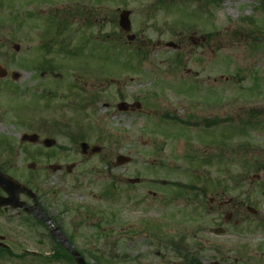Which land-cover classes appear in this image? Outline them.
I'll list each match as a JSON object with an SVG mask.
<instances>
[{"label":"rangeland","instance_id":"1","mask_svg":"<svg viewBox=\"0 0 264 264\" xmlns=\"http://www.w3.org/2000/svg\"><path fill=\"white\" fill-rule=\"evenodd\" d=\"M43 1L0 0V62L8 65L10 72L22 73V87L27 89L38 77H30L33 72L26 68L27 63L48 59L53 62V67L62 66L65 74L64 78L61 75V80L67 83L63 94L68 95L64 102L69 109L58 111L57 107L63 104L58 95L57 99L47 102L53 111L46 114L42 107L44 104H35V98L28 93L20 97L10 92L14 88L5 89L0 97L5 105L0 115V142L4 148L1 159L9 162L6 167L13 178L22 184L30 182L45 191L46 206L51 216H55L63 230L75 238L84 254H92L86 246L89 242L84 241L96 235L94 230L98 222L103 225L102 233L108 234L107 240L98 238L99 245L94 252L103 258V264H182L163 249L166 242H161V238L186 235L191 242L194 239L191 237L197 241L205 240L209 238V229L225 227L223 218L227 212L234 214L233 223L239 215H248L247 204L257 213L264 214V30L261 31L264 28V11L261 1L222 0L219 3L215 13L216 27L222 31L219 54L217 49H213L214 53L202 49L192 53H172L165 49L164 44L170 41V36L165 33L158 38L164 46L150 50L153 53L148 52V58L142 63L133 54L136 45H128L118 24L117 9L132 12V33L138 36L140 23L134 12V0H108L107 9H104L105 24L100 21L102 16L97 0ZM192 5L190 2L180 5L184 8L179 7V10L186 11L191 17ZM81 6L91 9L93 22L86 18L85 11H78ZM54 11L59 13L55 14L57 17ZM250 17L256 20L255 26L244 23L243 19ZM181 18L182 15L175 10L173 20ZM60 20L56 25H49ZM195 20H198L200 28L203 27L204 20ZM58 26L62 34L55 43L52 39ZM177 27L185 28V24L177 23ZM105 30L109 59L105 57L107 49L100 44ZM155 36L149 32L150 39L156 40ZM93 40L99 42L96 47L83 44ZM14 45H19L20 51L14 50ZM64 45L71 50V55L76 51L78 58L60 53V47ZM95 53L96 56H79ZM58 71L55 69L56 75ZM109 71L114 118L112 110L99 104L95 117L89 115V119H83L81 113L71 109V105L77 108L82 104L77 101L78 91L99 93L110 105L106 82ZM195 76L200 78L196 80ZM207 79L212 85L209 93L205 85ZM220 80L222 85L218 82ZM75 82L79 87L74 91ZM215 83L220 86H214ZM190 88L195 89L193 97L179 92ZM210 95L216 104L208 109L206 104L210 106ZM119 98L131 104L140 103V111L123 115L117 111L121 102ZM224 101L228 103L222 106ZM17 113L26 119L19 118ZM171 114L198 123L205 117H227L237 120L233 125L238 128L232 125L231 130L227 128L229 124L223 123L214 133L204 135L199 131L185 130L171 121L165 122V116ZM48 116L56 120H71L75 133L82 127L84 133L91 137L90 147L103 149L102 156L85 163L83 157L74 152L76 147L56 134L53 127L32 123ZM20 121L23 125L26 122L27 126L21 125ZM241 130H245L244 133ZM34 133L43 139L51 137L56 140L57 147L47 150L42 145L31 147L21 142L23 135ZM201 134L208 141H213V145L202 142L198 138ZM213 138L217 141L215 139L214 142ZM60 146L67 149L61 156ZM9 155L12 161H8ZM119 155L130 157V165L117 167L115 161ZM79 161L81 166L70 176L66 174L61 181L62 174H54L48 168L50 165H79ZM31 163L36 164V170L29 169ZM256 176L260 179H253ZM138 179V185L129 182ZM171 184L204 186L210 197L218 195L223 203L231 199L234 204L242 205L239 209L233 208L234 204L226 205L223 216L215 222L216 214H207L200 200L190 204L185 197H175L176 188ZM108 191L114 192L115 199L106 195ZM102 197L104 201L97 200ZM85 207L98 212V215L92 218L81 215L77 219V213L85 214L82 210ZM101 212H105L107 222L99 215ZM35 228L34 232L17 227L14 231L32 238L30 240L37 249V234L45 235V230L41 226ZM252 229L254 227L248 226L240 230ZM225 230L226 235L218 237V240L229 248L248 246V252L264 264V256L257 254L256 250L264 244L261 232L237 235L238 230L232 227L226 226ZM8 231L1 224L0 235L14 236ZM210 255L206 253L202 264H208ZM19 262L16 259L11 263L0 260V264ZM33 264L45 262L36 259Z\"/></svg>","mask_w":264,"mask_h":264},{"label":"flooded vegetation","instance_id":"2","mask_svg":"<svg viewBox=\"0 0 264 264\" xmlns=\"http://www.w3.org/2000/svg\"><path fill=\"white\" fill-rule=\"evenodd\" d=\"M136 3L135 6V14L139 17V23H140V31L137 32L138 36L134 35V40L128 45L132 46V44L136 45L137 49L135 50V53H146L150 52V50H154L157 48H160L163 46V43L161 40H159V37H163L165 33H167L170 36V43L172 44L171 48L174 53H180V52H189L192 53L194 51H197V49H202L208 52V50L217 49L218 54L219 52V38L221 36L222 31L217 30V19H215V13H216V7L218 0H134ZM97 6H99L100 14L102 16L101 23L105 24V13L104 9H107L108 0H97ZM181 3L182 5L186 3H192L194 6L200 5L201 9L204 7L205 12L203 14L204 21L203 27L200 28V25L198 24V20H195V16L198 13L197 10L191 12V17L186 16L185 13L178 14L182 15L181 19H175L173 20V14H174V7L178 6V3ZM79 12L85 11L86 18L89 21L93 22V14H91V9L89 7H79ZM125 10L117 9V13L119 15L122 14ZM95 13H97L95 11ZM132 16V12H131ZM119 21V20H118ZM144 24H143V23ZM91 23V22H89ZM177 23H184L185 28L177 27ZM150 26V27H149ZM148 29H144V28ZM191 30V31H187ZM123 32V31H122ZM149 32L152 33V35H156V40H152L148 37ZM123 34L126 36V38H129V34L123 32ZM93 42V43H92ZM92 42L85 43L90 46H94V43H99L98 41L93 40ZM100 44L104 46L107 50L105 52V57H108V46H107V35L106 30L103 33V41H100ZM95 47V46H94ZM88 53V52H87ZM214 53V52H213ZM88 56H96L95 54H87ZM60 56V55H58ZM179 55L177 54V57ZM47 62V61H46ZM41 63V68L34 67L33 64H30V71L33 73L30 77L34 78L35 76H38L36 80H34V83L32 86L28 85V89L26 87H22V74L16 75L15 72H10V69L7 65L1 64L0 67L5 68L9 75L6 78L1 79L0 78V97L3 95L4 92H6L5 89H8L10 87L14 88V93L16 95L22 97L23 94L28 93L32 98L34 99L35 104L42 103L44 104L43 109L46 114L48 112H52L53 109L48 107L47 103L50 100H55L58 98V95L61 97V102H63L62 105L58 106V111H64L68 106L65 105V100H67L68 95L64 96L63 92L67 88V83L61 80V77L65 74V71L62 70V66H58V73L55 74V71H51L48 68L45 69L44 65L45 63ZM0 68V71H2ZM62 75V76H61ZM199 76V75H198ZM198 76H195V78L198 79ZM64 78V76H63ZM98 81V79H97ZM224 82H227V79L223 80ZM222 80L219 81V84L222 85ZM107 83H108V89H109V95L108 100L110 101V105L107 107V109L112 110V117L114 118V111H113V100H112V89H111V78H110V71L107 76ZM10 84V86H9ZM55 84V85H52ZM217 83H215L216 85ZM205 85L211 92V82L210 79H207L205 81ZM7 87V88H6ZM76 90L78 89L77 86ZM33 88V89H31ZM53 89V90H52ZM210 89V90H209ZM94 91L88 92L84 90H79L77 94V98L79 101H82V110H84V113L87 112L90 115H94V112H90L86 110V105L91 108V105L95 102L102 100V95L99 93H93ZM25 96V95H24ZM31 98V99H32ZM101 98V100H99ZM208 103L210 104L209 107H213V101L212 96L210 95ZM133 104H130L129 107V113L133 115L135 113ZM224 106V104H221ZM220 107V106H219ZM5 110V105L2 100H0V115ZM57 111V112H58ZM95 117V115L93 116ZM86 119H89V116L85 115ZM47 121L42 120V124L49 126L52 125L54 127H70L71 120L64 118H59L58 120L50 118V116L46 117ZM203 126L207 128L209 131L212 130V127H214L213 121H204ZM90 136H84L83 141H86L87 144L90 140ZM40 146V143L37 145V147ZM96 146L93 148L90 147L86 149V151H83V149H80V152L77 154L83 157L85 163L90 162L91 160L95 158L101 157V153L103 149L100 151V153L96 152ZM59 152L63 153L66 152V150L61 147L59 149ZM40 154V153H39ZM7 163L4 162L2 159H0V171L5 175H10L7 170ZM81 163L79 161V165H76L75 169H78V167L81 166ZM63 169L61 171V179L60 181L65 177V167L62 166ZM31 179H34L33 177H30ZM36 180V179H34ZM39 183V182H37ZM40 189V187H39ZM38 189V195L36 192V201L33 199V197L28 192H22L19 195V199L15 200L13 197L10 196L8 191L4 189L3 186L0 185V227L1 224L5 225L9 229V233H13L14 236H3L0 235V241H3V245H0V260L5 259L8 260V262H12L14 259L17 261H20L18 264H33L36 257L38 255L35 254L33 242L31 241L32 238H29L28 235L21 234V232L14 231V228L17 227L21 230L25 231H31L32 227L34 225H44L46 227V234L44 236L45 243L43 245L38 244L37 253H43L45 256H54V255H61L62 251L58 247V245H61V243L57 242L54 238V235L52 233V229L50 227H47L45 222H43V217L45 213L46 215H49V211L47 210L46 201H45V191ZM98 201H104V197L102 199H97ZM20 202L24 203L23 207L15 208V205H18ZM232 202H226L223 203L219 196L216 195L214 197L209 198L208 201L204 202V209L206 210V213L209 215H215L214 217L215 222L219 221L222 214L224 213V207L227 205H233ZM201 205V204H200ZM242 205V203H241ZM239 203H235L233 205V208H240L241 206ZM247 209V208H246ZM84 210L85 214L77 213V218L81 215L85 216L86 218H92L96 217L98 215V212H93L94 210L89 209L88 207L82 208ZM49 212V213H48ZM100 216L103 217L105 222L107 220L105 219L106 215L105 212L99 213ZM235 216H232L227 220V218H223L225 220V227H232L237 231V235H244L245 232L247 234L249 233H255V232H261L262 235H264V214L261 213H248V215H239L238 220L236 222H232ZM52 222H54L53 218ZM16 223V224H15ZM248 226L254 227L252 230L248 231H242L240 229L247 228ZM225 227H216L209 229V238H206L205 240L198 241L202 244V247L204 248V256L207 252L211 253L210 255V261H207L208 264H231L232 262L235 264H261V261L258 260L256 257H254L251 252H248V246L245 245H239L231 246V248L227 247L225 243L218 240V237H223L226 235ZM217 228H223L225 230V233L222 235L214 234L213 231H215ZM102 229L101 227L94 230L96 235H92L89 238H86L84 242H91V244L86 243L87 249H91V252H95L97 250V247L99 245L98 238L103 235L102 231L99 232L98 230ZM18 233V234H17ZM31 239V240H30ZM69 242L70 238L68 237ZM178 241V240H177ZM74 243V248L78 246L76 242ZM62 246V245H61ZM104 246V245H103ZM63 247V246H62ZM257 254H260L264 256V244L260 245L256 248ZM18 251H20L19 256ZM86 253V252H85ZM180 255H183L184 257L192 256L193 254L188 253L187 251H181L179 252ZM232 254V256H231ZM177 256L176 254H172V257L174 258ZM87 259L90 264H100L99 261L94 259L92 256H89L87 254ZM20 258V259H19ZM202 263H205L203 259L198 257ZM22 259V260H21ZM9 263V264H10ZM187 264V262L185 263Z\"/></svg>","mask_w":264,"mask_h":264},{"label":"water","instance_id":"3","mask_svg":"<svg viewBox=\"0 0 264 264\" xmlns=\"http://www.w3.org/2000/svg\"><path fill=\"white\" fill-rule=\"evenodd\" d=\"M264 1V0H263ZM129 14L128 13H124L122 16H121V19H120V23L121 24V27L122 29H124L126 32H130L131 31V23L129 21ZM133 37H131L130 40H132ZM15 49L17 51H20L19 50V47L18 46H15ZM7 76V73L6 72H3L1 73L0 72V77L3 78V77H6ZM124 106H126L125 104L124 105H121L120 108H124ZM138 107H140L138 105ZM121 110H124V109H121ZM23 141L24 142H32V143H36L38 141V138L36 136H25L23 138ZM54 141L52 140H49V141H45L44 142V145L49 148V147H53L54 146ZM87 148V146L85 145L84 146V149ZM131 160L129 158H125L123 156H120L118 157V161H117V165L119 166H123L125 165L126 163H129ZM32 167H34V165H32ZM54 171H58L59 168L55 167V166H52L51 167ZM72 172V168H69V173ZM259 178V177H257ZM0 183H3V185L5 186L6 190L9 192L10 196H18L19 195V192L22 191V188L20 187L19 184H17L14 180H12L11 178L9 177H5L3 174L0 173ZM139 181H132L133 184H137ZM230 216V215H229ZM72 254H74L78 264H84V261L82 260V258L80 257L79 254L77 253H74L73 251H71Z\"/></svg>","mask_w":264,"mask_h":264}]
</instances>
